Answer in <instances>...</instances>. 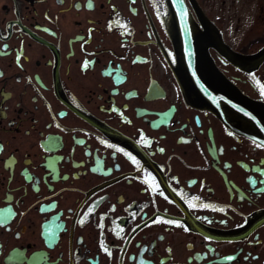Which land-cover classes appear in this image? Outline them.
<instances>
[{"label": "flooded vegetation", "instance_id": "obj_1", "mask_svg": "<svg viewBox=\"0 0 264 264\" xmlns=\"http://www.w3.org/2000/svg\"><path fill=\"white\" fill-rule=\"evenodd\" d=\"M185 1L264 100L214 43L260 48L264 0ZM171 34L168 0H0V264H264V144L185 98Z\"/></svg>", "mask_w": 264, "mask_h": 264}, {"label": "water", "instance_id": "obj_2", "mask_svg": "<svg viewBox=\"0 0 264 264\" xmlns=\"http://www.w3.org/2000/svg\"><path fill=\"white\" fill-rule=\"evenodd\" d=\"M198 19L207 22L199 5L190 0ZM172 40L180 68L178 83L186 99L212 110L229 126L264 143V101L243 94L216 67L201 43L202 34L185 0H168ZM216 35V34H214ZM220 52L242 69H251L264 58V46L253 54L232 51L215 36Z\"/></svg>", "mask_w": 264, "mask_h": 264}, {"label": "rangeland", "instance_id": "obj_3", "mask_svg": "<svg viewBox=\"0 0 264 264\" xmlns=\"http://www.w3.org/2000/svg\"><path fill=\"white\" fill-rule=\"evenodd\" d=\"M219 0H216V4L218 3ZM246 18V17H245ZM246 25V24H245ZM247 26V27H246ZM243 28H237L238 31L235 32L234 37L236 38L235 40H233V38L231 39V41L235 44L238 45L239 47L245 48V49H255L260 43H257V39L254 38L252 42H250V38L251 37H256L255 35L257 34V36H260L262 34H264L263 32H260V29H257L255 26H249L246 25ZM264 30V26L263 29ZM240 36V38H239ZM245 36V39L242 41V37ZM264 36V35H263ZM249 37V38H247ZM247 38V39H246ZM249 40V41H247Z\"/></svg>", "mask_w": 264, "mask_h": 264}]
</instances>
